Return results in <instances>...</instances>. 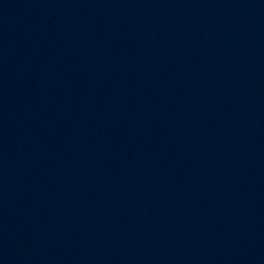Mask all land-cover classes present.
<instances>
[{"label": "water", "instance_id": "obj_1", "mask_svg": "<svg viewBox=\"0 0 264 264\" xmlns=\"http://www.w3.org/2000/svg\"><path fill=\"white\" fill-rule=\"evenodd\" d=\"M0 264H264V0H0Z\"/></svg>", "mask_w": 264, "mask_h": 264}]
</instances>
